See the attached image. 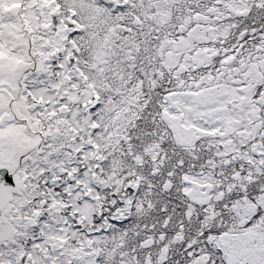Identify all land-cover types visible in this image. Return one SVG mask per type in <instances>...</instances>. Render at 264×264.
I'll use <instances>...</instances> for the list:
<instances>
[{
    "label": "snow or ice",
    "instance_id": "obj_1",
    "mask_svg": "<svg viewBox=\"0 0 264 264\" xmlns=\"http://www.w3.org/2000/svg\"><path fill=\"white\" fill-rule=\"evenodd\" d=\"M0 264H264V0H0Z\"/></svg>",
    "mask_w": 264,
    "mask_h": 264
}]
</instances>
